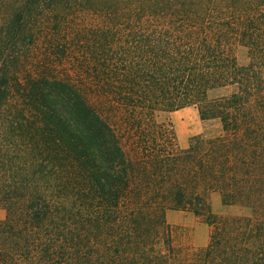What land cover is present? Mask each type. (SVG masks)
Masks as SVG:
<instances>
[{"label":"trees","instance_id":"trees-1","mask_svg":"<svg viewBox=\"0 0 264 264\" xmlns=\"http://www.w3.org/2000/svg\"><path fill=\"white\" fill-rule=\"evenodd\" d=\"M189 106L222 132L178 148ZM0 206V264H264V0H0Z\"/></svg>","mask_w":264,"mask_h":264},{"label":"rangeland","instance_id":"rangeland-1","mask_svg":"<svg viewBox=\"0 0 264 264\" xmlns=\"http://www.w3.org/2000/svg\"><path fill=\"white\" fill-rule=\"evenodd\" d=\"M85 21L89 17L84 18ZM237 60L240 64H247L249 61L248 48L242 44H236L233 48ZM223 91H211L212 96H216ZM157 121L165 125L172 131L176 138L178 148L187 146L188 141L195 136L214 137L222 132V126L219 119H202L196 107L189 106L175 111H159L156 115ZM207 198L212 212L219 217H232L251 215L249 207L241 203L225 205L222 203L221 194L218 191H209ZM174 212L180 216L175 219L176 223L168 219L167 213ZM7 215V209L0 206V221ZM167 222L171 226V236L176 248L181 249L183 253H190L195 249L205 247L209 242L210 233L213 225L207 222L206 215H196L190 210L169 209L166 212ZM6 238L2 239L0 234V248L5 244Z\"/></svg>","mask_w":264,"mask_h":264},{"label":"crops","instance_id":"crops-1","mask_svg":"<svg viewBox=\"0 0 264 264\" xmlns=\"http://www.w3.org/2000/svg\"><path fill=\"white\" fill-rule=\"evenodd\" d=\"M180 215L174 212H168L167 213V217L168 219H170V221L172 220L173 223H176L175 219L178 218Z\"/></svg>","mask_w":264,"mask_h":264}]
</instances>
